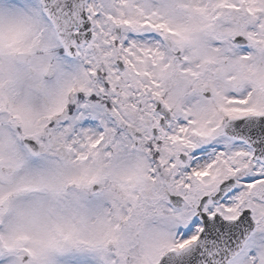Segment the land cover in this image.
I'll use <instances>...</instances> for the list:
<instances>
[{"label":"snow or ice","instance_id":"obj_1","mask_svg":"<svg viewBox=\"0 0 264 264\" xmlns=\"http://www.w3.org/2000/svg\"><path fill=\"white\" fill-rule=\"evenodd\" d=\"M0 264H264V0H0Z\"/></svg>","mask_w":264,"mask_h":264}]
</instances>
